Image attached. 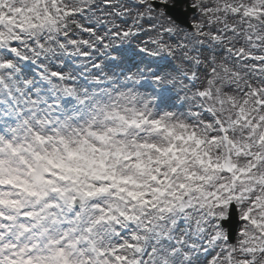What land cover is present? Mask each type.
I'll list each match as a JSON object with an SVG mask.
<instances>
[{
	"label": "snow or ice",
	"instance_id": "obj_1",
	"mask_svg": "<svg viewBox=\"0 0 264 264\" xmlns=\"http://www.w3.org/2000/svg\"><path fill=\"white\" fill-rule=\"evenodd\" d=\"M0 264H264V0H0Z\"/></svg>",
	"mask_w": 264,
	"mask_h": 264
},
{
	"label": "rangeland",
	"instance_id": "obj_2",
	"mask_svg": "<svg viewBox=\"0 0 264 264\" xmlns=\"http://www.w3.org/2000/svg\"><path fill=\"white\" fill-rule=\"evenodd\" d=\"M185 10V6H182V11H184ZM145 39H147V37H145Z\"/></svg>",
	"mask_w": 264,
	"mask_h": 264
}]
</instances>
